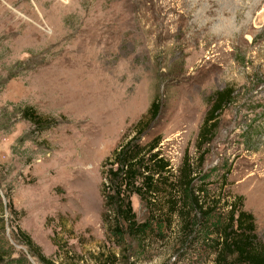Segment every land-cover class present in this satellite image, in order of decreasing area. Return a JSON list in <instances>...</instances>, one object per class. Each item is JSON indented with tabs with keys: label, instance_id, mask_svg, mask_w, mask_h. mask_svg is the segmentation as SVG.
<instances>
[{
	"label": "rangeland",
	"instance_id": "374dc122",
	"mask_svg": "<svg viewBox=\"0 0 264 264\" xmlns=\"http://www.w3.org/2000/svg\"><path fill=\"white\" fill-rule=\"evenodd\" d=\"M225 87L198 149L210 95ZM157 97L140 139L160 136L172 169L184 151L200 155L195 186L222 195L221 213L239 196L264 243V0H0L1 264H44L15 227L52 264H102L106 253L116 264H212L206 245H175L176 220L150 223L142 246L101 219L100 163ZM23 105L55 125L35 130ZM130 203L143 221V203Z\"/></svg>",
	"mask_w": 264,
	"mask_h": 264
},
{
	"label": "trees",
	"instance_id": "16d2710c",
	"mask_svg": "<svg viewBox=\"0 0 264 264\" xmlns=\"http://www.w3.org/2000/svg\"><path fill=\"white\" fill-rule=\"evenodd\" d=\"M232 90L225 87L213 91L209 106L198 128L197 148H202L212 137L215 117L223 105L229 102ZM160 109L158 97L150 102L147 109L149 120L141 126V119L132 136L126 137L100 163V194L102 198L101 219L111 237L122 239L126 234L138 240V245L146 242L150 223L172 228L179 239L176 246H190L192 242L206 245L212 253V264H264V243L254 230V220L250 212L241 208V198L233 196L225 200V212H217L215 204L221 200L217 194L211 196L201 185L195 186L201 169V156L190 157L184 151L179 165L172 169L169 160L159 149L160 136L140 139V134ZM21 118L30 122L37 131L55 125L52 117H43L31 105H23ZM144 135V134H143ZM135 195L147 210L143 221H136L131 208L130 196ZM6 207L12 212L9 200ZM17 239L44 264L48 263L40 255L39 249L30 237L15 227ZM140 251L144 248H139ZM102 264H116L120 261L114 253L101 256ZM123 263H128L124 257ZM4 260L0 255V264ZM10 264V263H4Z\"/></svg>",
	"mask_w": 264,
	"mask_h": 264
}]
</instances>
